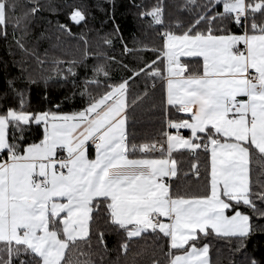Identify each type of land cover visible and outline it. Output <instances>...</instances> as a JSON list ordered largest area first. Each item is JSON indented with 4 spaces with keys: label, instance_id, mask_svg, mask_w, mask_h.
I'll return each mask as SVG.
<instances>
[{
    "label": "snow or ice",
    "instance_id": "obj_1",
    "mask_svg": "<svg viewBox=\"0 0 264 264\" xmlns=\"http://www.w3.org/2000/svg\"><path fill=\"white\" fill-rule=\"evenodd\" d=\"M127 8L155 42L128 46L117 0H0V264H121L140 241L131 264H264V0ZM69 82L64 111L48 87Z\"/></svg>",
    "mask_w": 264,
    "mask_h": 264
},
{
    "label": "trees",
    "instance_id": "obj_2",
    "mask_svg": "<svg viewBox=\"0 0 264 264\" xmlns=\"http://www.w3.org/2000/svg\"><path fill=\"white\" fill-rule=\"evenodd\" d=\"M69 2H74V0H69ZM171 2V0H169ZM91 3L95 5L97 0H91ZM128 0H117V12H116V20L117 23L120 25L121 32L123 33L124 40L128 43L129 47H132L136 44L137 41H143L146 43H153L155 42V32L148 31L145 32L140 24L137 22L135 17L131 14V12L127 8ZM94 11L98 12L97 20L94 22L95 27L99 28V20L103 16L102 12H99L98 9H93ZM63 19V16L60 17ZM40 25H37L39 28ZM105 31H110L111 27H105ZM11 31V29H9ZM74 31H79V29H74ZM90 42L95 47L96 37L94 33L89 37ZM46 46V45H44ZM9 43L3 40H0V82L7 76H16L18 75L17 69L15 68V60L12 56L9 55ZM76 54L75 53V42H73V51L70 55ZM116 55L120 54V43L119 40L116 42ZM19 53H17V57H19ZM135 59L134 56H129L128 61H133ZM66 67V66H65ZM48 71H51V68H48ZM122 73L116 72L115 76L118 79ZM72 90V85L69 82L67 85L61 84H51L48 87V97L52 104H60L61 108L64 111H72L76 106L79 104V96L76 97V101H65L64 97ZM158 95V94H157ZM32 96H33V103H37L38 101L42 100L44 97V85L41 84L39 86H33L32 89ZM48 106L47 104L45 105ZM159 118L158 113L156 115H151L147 110L138 109L137 110V129L139 135H149L153 133L154 128H157L159 125L157 123ZM109 241V248L113 247L114 238L112 236L108 237ZM150 243V241H149ZM145 242L140 241L138 244L134 245L133 252L129 253L127 258H121V264H131L133 259L134 252H140L144 249ZM249 248L256 250L258 253L260 250H264V235L257 234L254 239H252L251 243L249 244ZM150 256V252L146 253L143 258H137L141 260V264H148V259ZM111 259L116 258V252L113 251L110 254ZM213 258L215 259V253H213Z\"/></svg>",
    "mask_w": 264,
    "mask_h": 264
}]
</instances>
